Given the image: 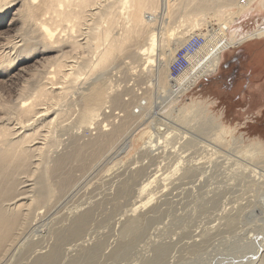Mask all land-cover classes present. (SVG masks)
<instances>
[{"label":"bare ground","instance_id":"6f19581e","mask_svg":"<svg viewBox=\"0 0 264 264\" xmlns=\"http://www.w3.org/2000/svg\"><path fill=\"white\" fill-rule=\"evenodd\" d=\"M256 14L264 0H0V76L39 58L0 103V264H182L228 245L257 251L221 264H264L248 237L264 229L259 149L202 107L175 106L228 49L264 38V17L231 31ZM198 31L204 45L172 78ZM123 71L136 84L115 88ZM149 119L142 162L103 174Z\"/></svg>","mask_w":264,"mask_h":264},{"label":"rangeland","instance_id":"374dc122","mask_svg":"<svg viewBox=\"0 0 264 264\" xmlns=\"http://www.w3.org/2000/svg\"><path fill=\"white\" fill-rule=\"evenodd\" d=\"M263 17L264 15L256 14V15H251L249 18H241L240 20L236 21L234 26H232L231 31H234V33L237 35V39H241V37L246 36L247 33H250L255 29H257L258 25H260L263 22ZM7 24H9L8 21ZM14 32L15 30L12 31V28L6 26L4 28L5 34L3 33V36L7 38L10 36L13 37ZM199 33L201 34L202 32L198 31L197 34ZM203 33L201 36H203ZM252 46L254 50H248V47H252ZM241 49L242 50L245 49L247 50V52L244 55V58L246 59L239 66L240 74L236 77L234 83L233 82L227 83L224 81V79H220L219 76L221 74L223 75L229 74L230 69H224L223 67L225 66L228 59L231 58L233 53ZM254 53L256 54L254 55ZM38 59L39 58L36 57L33 58L31 61L23 64L22 66L19 67V69H16L15 71L16 73L14 72V75H12L13 73L11 70L8 73L9 77L12 76L10 80L7 79L6 81L3 75L0 76V79L3 80L4 82V83L3 82L0 83L1 84L0 95L2 96V97L0 96V101H1L0 103L5 102L6 104L9 105L13 104V100H14L13 98H15V96L17 95L16 91L20 92V89L22 87L21 85L23 82V77L26 76V74H24L23 71L26 70L28 73L33 72L38 67V62H37ZM125 61L129 62V59H125ZM16 67L17 66L13 67V70ZM22 67L23 69L20 70V68ZM120 68L122 69V67ZM251 72H252L251 79L248 81L246 80L242 81L243 75L245 73H251ZM124 73L125 72L123 71V74L120 77H117L118 80L117 78L114 77L118 82H116V80L113 78L114 80L112 82L114 83V86L116 84L115 88L118 87L117 83L118 85H120L119 86L120 88L122 86H128L134 83V81L130 80L129 78L127 80L128 76H126L127 74ZM244 78L246 79V76ZM263 82H264V38L246 42L245 44H243L238 48L232 47L228 49L222 57L218 71L199 80L198 84L195 85L186 95L181 97L180 100L178 101V104H176L175 106H177V108H182L183 106L202 107V109H204L208 117H213L217 121H219V123H223L224 127L231 133L230 134L231 136L235 135V137L237 138H244V141L246 142L245 146H255L257 149H259L257 150L259 157L264 159V98H260L261 94L259 93L262 92L260 88H257V86L259 84H262ZM134 84H136V82ZM141 86L145 87L146 85L144 83ZM10 96L13 97L11 98ZM131 97H132L131 94L126 96L124 95L125 99L128 98L131 99ZM132 108L133 111L138 110V107H136L135 104L132 106ZM120 110L121 109L116 110V112H119ZM149 122L150 119L147 121L146 124H144L143 126L139 127L136 130L131 149L119 148L114 152L113 155H111L112 160L108 165H106L104 169L106 173L103 172V174H107L110 172H111L110 174L123 173L137 166L136 162H142L139 156L142 155V150L144 149L143 146L145 145V142L148 141L149 136L147 132H149V127H148ZM151 124H154V122ZM157 129L160 130L162 128L158 126ZM135 155H136V159H135ZM145 161L146 160H143V162ZM108 228H110V226H108ZM260 232L259 231L249 232L248 237H251L254 234V236L260 238L258 242L260 244H264V229ZM259 243H257L256 245L259 246L260 245ZM229 247H231V245H228L226 249H223V251L220 250L221 252L218 251L212 254H211L212 250L210 251V249L212 248L210 247L208 249L207 254L203 255L202 253H198L196 255H189L188 257L182 259V264H211L213 260L216 261V263L214 262L215 264H219L217 260L221 264V262L223 263L224 261H226V259H230V258L232 259L235 257L239 258L240 255L249 256L252 252L255 253L257 251V249H254L253 251L248 253L245 252L241 253L238 252L237 250L233 251ZM226 250L227 252L225 253ZM231 253L233 256L230 255ZM252 255L250 256L253 257Z\"/></svg>","mask_w":264,"mask_h":264},{"label":"built area","instance_id":"2783aa9c","mask_svg":"<svg viewBox=\"0 0 264 264\" xmlns=\"http://www.w3.org/2000/svg\"><path fill=\"white\" fill-rule=\"evenodd\" d=\"M205 39L201 35H193L188 38L185 45L177 51L175 60L170 68L172 78H176L190 65V59L204 45Z\"/></svg>","mask_w":264,"mask_h":264},{"label":"flooded vegetation","instance_id":"af4514ba","mask_svg":"<svg viewBox=\"0 0 264 264\" xmlns=\"http://www.w3.org/2000/svg\"><path fill=\"white\" fill-rule=\"evenodd\" d=\"M248 50H254L253 46L252 47H248ZM246 52H247V50H245V49L242 50L241 49V50H237L235 53H233L231 58L228 59V61L226 62L225 66L223 67L224 69H230L229 74H226V75L221 74L219 76V78L220 79H224V81L227 82V83H231V82L234 83L236 77L240 74V67L239 66L246 59V58H244V55L246 54ZM255 54L256 53H254V55ZM245 76H246V79L244 78ZM249 76H250V78H249ZM251 77H252V72L251 73H245L243 75L242 81H245V80L248 81V80L251 79ZM248 86H247V88H248Z\"/></svg>","mask_w":264,"mask_h":264}]
</instances>
